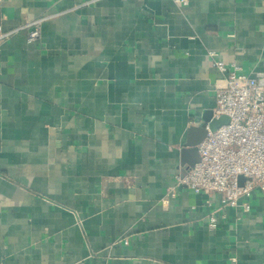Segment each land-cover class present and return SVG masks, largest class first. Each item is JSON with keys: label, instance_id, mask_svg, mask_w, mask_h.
I'll use <instances>...</instances> for the list:
<instances>
[{"label": "crops", "instance_id": "crops-1", "mask_svg": "<svg viewBox=\"0 0 264 264\" xmlns=\"http://www.w3.org/2000/svg\"><path fill=\"white\" fill-rule=\"evenodd\" d=\"M187 1L2 0L4 31L48 19L0 44V264H264L263 192H169L211 53L264 72V0Z\"/></svg>", "mask_w": 264, "mask_h": 264}, {"label": "built area", "instance_id": "built-area-1", "mask_svg": "<svg viewBox=\"0 0 264 264\" xmlns=\"http://www.w3.org/2000/svg\"><path fill=\"white\" fill-rule=\"evenodd\" d=\"M183 5L187 0H174ZM0 0V44L19 31H27L28 41L35 43L42 38L43 24L48 17L34 19L23 27L4 31ZM214 57L213 67L221 74L216 89V107L213 118L223 116L229 123L209 133L198 145L200 160L175 177V187L169 189L175 195L177 187H184L196 194L206 195L205 205L212 206L219 196L222 209L244 207L248 212L254 192L264 193V72L247 74L242 67L226 64ZM209 227H218V218L209 216ZM128 243V242H126Z\"/></svg>", "mask_w": 264, "mask_h": 264}, {"label": "water", "instance_id": "water-1", "mask_svg": "<svg viewBox=\"0 0 264 264\" xmlns=\"http://www.w3.org/2000/svg\"><path fill=\"white\" fill-rule=\"evenodd\" d=\"M213 111L203 117V122L199 126L190 127L187 133V141L184 144V153H192L196 156V159L192 161H188V163H183L185 166V170L187 171L189 168L193 167L200 160L198 145L201 144L206 137L208 136L209 129L214 132L219 127L224 124L229 123V118L227 116H223L220 119L213 118ZM209 124V129H208ZM196 154V155H195Z\"/></svg>", "mask_w": 264, "mask_h": 264}]
</instances>
